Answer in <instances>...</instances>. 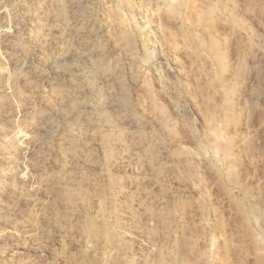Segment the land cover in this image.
<instances>
[{"label":"rangeland","instance_id":"obj_1","mask_svg":"<svg viewBox=\"0 0 264 264\" xmlns=\"http://www.w3.org/2000/svg\"><path fill=\"white\" fill-rule=\"evenodd\" d=\"M0 264H264V0H0Z\"/></svg>","mask_w":264,"mask_h":264},{"label":"bare ground","instance_id":"obj_2","mask_svg":"<svg viewBox=\"0 0 264 264\" xmlns=\"http://www.w3.org/2000/svg\"><path fill=\"white\" fill-rule=\"evenodd\" d=\"M62 8H63V6H62ZM62 10H63V9H62ZM62 10H61V11H62ZM90 52H91V50H90ZM90 52H89V53H90ZM80 54H81V53H80ZM86 54H87V53H86ZM77 55H78V54H77ZM87 55H88V54H87ZM81 56H83V54H81L80 57H81ZM89 56H90V55H89ZM84 57H85L86 59H87V58H91V57H88V56H86V55H85ZM85 58H84V59H85ZM53 61H54V60H53ZM96 63H97V62H96ZM99 64H101V63H99ZM102 64H104V63H102ZM102 66H103V65H102ZM98 67H99L98 64H97V65H95V64L92 65V69H98ZM88 68H89V67H88ZM99 68H100V67H99ZM102 69H104V68H102ZM90 70H91V69H90ZM95 71H96V70H95ZM98 71H99V70H98ZM87 72H88V71H87ZM87 72H86V73H87ZM82 73H84V72H82ZM82 73H81V74H82ZM97 73H98V72H97ZM100 73H101V71H100ZM101 74H102V73H101ZM82 75H83V74H82ZM94 75H95V73H94ZM94 75H93V76H94ZM86 76H87V75H86ZM88 76H89V75H88ZM101 76H102V75H101ZM90 77H91V76H90ZM81 78H83V77H81ZM86 80H87V79H86ZM88 80H89V79H88ZM93 83H94V82H93ZM91 84H92V83H91ZM92 85H93V84H92ZM83 86H84V85H83ZM86 86H87V85H86ZM89 86H90V85H89ZM90 87H91V86H90ZM92 92H93V91H92ZM92 92H91V94H92ZM94 92H95V91H94ZM94 95H95V94H94ZM101 95H102V94H99V96H101ZM73 98H74V97H73ZM73 98H72V99H73ZM101 98H102V96H101ZM101 98L99 97L98 99H101ZM98 99H97V100H98ZM97 100H96V101H97ZM83 101H84V100H83ZM90 101H92V100L90 99ZM93 101H94V100H93ZM93 101H92V102H93ZM96 101H95V102H96ZM80 102H81V101H80ZM80 102H79V103H80ZM98 102H99V101H98ZM98 102H97V103H98ZM68 103H69V102H68ZM73 103H74V100H73ZM73 103H72V104H73ZM84 103H85V102H84ZM87 103H88V102H87ZM72 104H71V105H72ZM90 104H91V103H90ZM92 104H93V103H92ZM82 105H83V104H82ZM94 105H96V103H95ZM94 105H93V106H94ZM97 105H98V104H97ZM84 106H85V105H84ZM88 106H89V105H88ZM90 107H91V106H90ZM77 108H78V107H77ZM86 108H88V107H86ZM77 110H78V109H77Z\"/></svg>","mask_w":264,"mask_h":264}]
</instances>
